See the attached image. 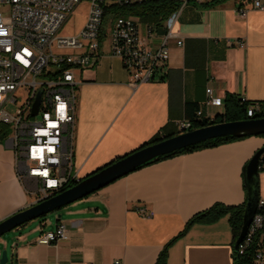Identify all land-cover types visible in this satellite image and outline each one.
Here are the masks:
<instances>
[{
    "label": "crops",
    "instance_id": "obj_1",
    "mask_svg": "<svg viewBox=\"0 0 264 264\" xmlns=\"http://www.w3.org/2000/svg\"><path fill=\"white\" fill-rule=\"evenodd\" d=\"M244 1L184 6L169 40L168 62L158 77L135 89L108 47L94 66L76 73L73 167L78 178L164 134L165 127L177 131L198 108L209 117L222 113L224 106L203 107L208 92L221 100L231 94L258 102L264 109V11L250 10L240 18L237 9ZM262 146L264 138L253 136L138 169L61 208L43 224L20 226L0 240V253L6 251V264H155L194 214L216 203L244 202L243 168ZM0 155L2 221L35 204L38 195L28 194L17 180L13 154L0 150ZM258 189L264 202V171L258 173ZM139 208L152 216H141ZM60 224L68 231L66 241L37 244L42 233ZM231 245L226 217L196 224L168 248L166 264H232Z\"/></svg>",
    "mask_w": 264,
    "mask_h": 264
},
{
    "label": "built area",
    "instance_id": "obj_2",
    "mask_svg": "<svg viewBox=\"0 0 264 264\" xmlns=\"http://www.w3.org/2000/svg\"><path fill=\"white\" fill-rule=\"evenodd\" d=\"M151 1L155 0H0V125L9 129L1 143L13 154L17 180L28 194L38 195V201L55 196L56 191L68 189L79 179L73 167L76 73L96 64L106 40L109 53L127 72L130 88L154 80L169 60V40L181 9L190 3L208 2L172 0L176 8L157 23L112 11ZM82 2L86 4L83 25L77 33L62 36L60 28ZM243 3L244 7L237 9L240 18L250 10L264 11L260 0ZM181 43L177 41V45ZM19 101L11 113L8 107ZM203 107H223V100L208 92ZM259 109L258 102L249 104L246 115L251 117ZM196 118L213 117L205 116L199 108ZM176 127L178 134L192 131L187 119ZM258 207H264V202L259 200ZM137 212L152 216L143 208ZM263 228L264 213L256 214L248 235ZM68 237L60 224L54 231L42 233L37 244H55ZM256 262H264V252L257 253Z\"/></svg>",
    "mask_w": 264,
    "mask_h": 264
},
{
    "label": "water",
    "instance_id": "obj_3",
    "mask_svg": "<svg viewBox=\"0 0 264 264\" xmlns=\"http://www.w3.org/2000/svg\"><path fill=\"white\" fill-rule=\"evenodd\" d=\"M37 107L38 101L34 105L33 115L36 114ZM258 135H264V118L212 124L140 148L137 151L122 156L120 159L99 170H95L89 176L79 178L74 186L58 193L57 195L39 200L35 204L19 210L0 221V237L30 221L44 217L65 206L86 198L114 181L136 171L138 167L157 157L188 146H193L202 141L219 137L231 136L244 138ZM263 155L264 146L254 152L243 168V184L246 189V204L243 214L242 228L234 245L235 251L238 250L240 243L248 232L255 215V209L259 202L258 173ZM6 262V251L3 250L0 253V264H6Z\"/></svg>",
    "mask_w": 264,
    "mask_h": 264
},
{
    "label": "trees",
    "instance_id": "obj_4",
    "mask_svg": "<svg viewBox=\"0 0 264 264\" xmlns=\"http://www.w3.org/2000/svg\"><path fill=\"white\" fill-rule=\"evenodd\" d=\"M220 0H211L202 6L209 7L217 4ZM177 4L172 0H155L151 2H146L138 5H130V6H122V7H115L113 8V12L116 13L118 16H137L141 18L145 22L149 23H157L164 18H166L175 8ZM254 102L251 101H242L240 97H236L231 94H226L224 100H223V112L216 114L212 119H201L198 120L196 118V112L193 114L192 117L186 118L187 120H190L192 123V128L197 129L200 127H205L212 124H219V123H226V122H236V121H244V120H255V119H262L264 118V109L260 105V109L256 111L251 117H248L246 115V110L249 104H252ZM260 104V103H259ZM164 134H156L154 135L150 140L145 142L143 145H141L139 148L127 153L130 154L134 151L139 150L140 148L146 147L148 145H152L158 142H161L165 139H168L170 137H173L178 134L177 131L170 130V128H163ZM9 133L8 126L6 125H0V143L4 141V139L7 137ZM254 137H261L264 138V135H258ZM249 137L244 138H236L231 136L226 137H219L215 139H210L206 141H202L198 144H195L193 146H188L186 148L171 152L169 154L157 157L146 164L138 167L136 170L141 169L143 167L158 163L163 160L171 159L173 157L187 154V153H193L196 151H200L203 149H210L215 148L223 144L231 143L234 141H238L241 139H245ZM125 154V155H127ZM123 155V156H125ZM122 156H119L115 158L114 160L110 161L109 163L105 164L104 166L100 167L99 169L107 166L108 164H111L112 162L120 159ZM97 169V170H99ZM264 171V155L262 157V161L259 165V172ZM92 174V173H91ZM90 175V174H89ZM87 175V176H89ZM75 184L69 185L67 188H70L74 186ZM245 189V187H244ZM66 190V189H65ZM260 200V199H259ZM246 204V189H245V199L242 204L236 205V206H226L223 204H214L211 207H209L206 210H203L201 212H198L194 214L185 224L183 230L172 240H170L160 251L158 254V257L156 259L155 264H166L167 262V251L168 248L180 237L185 235L187 231L196 224L201 225H210L221 218L226 217L228 220V224L230 226L231 234H232V264H264L256 262V255L259 251L264 252V245H263V229L256 230L251 234L248 235V232L243 239V241L240 243L238 250H234L235 242L240 234L242 224H243V214ZM264 213V207H257L255 209V215Z\"/></svg>",
    "mask_w": 264,
    "mask_h": 264
},
{
    "label": "rangeland",
    "instance_id": "obj_5",
    "mask_svg": "<svg viewBox=\"0 0 264 264\" xmlns=\"http://www.w3.org/2000/svg\"><path fill=\"white\" fill-rule=\"evenodd\" d=\"M86 11V4L84 2H82L78 8L67 18L66 22L62 25V27L59 30V33L62 36H70L73 35L75 33H77L79 31V29L81 28V26L83 25V17ZM106 40H105V46H102L103 49H101V54L104 55V52L102 50H106L107 48V44H106ZM20 98H23V94L20 93ZM20 101L18 102V105H10L8 107V110L11 113H14L16 108L19 106ZM0 150H6L5 146L0 143ZM0 160H1V155H0ZM59 210L52 212L44 217L38 218L36 220L30 221L28 223H26L25 226L30 227V226H38L39 224H43L44 220H46L47 218H51L52 216H54V214H57ZM18 228L15 230H12L4 235H2L0 237V240H7L9 238H11L13 236V234H16L18 231Z\"/></svg>",
    "mask_w": 264,
    "mask_h": 264
},
{
    "label": "bare ground",
    "instance_id": "obj_6",
    "mask_svg": "<svg viewBox=\"0 0 264 264\" xmlns=\"http://www.w3.org/2000/svg\"><path fill=\"white\" fill-rule=\"evenodd\" d=\"M192 130H194V129L192 128ZM64 190H65V189H61V190L56 191V195H57L58 193L64 191Z\"/></svg>",
    "mask_w": 264,
    "mask_h": 264
},
{
    "label": "snow or ice",
    "instance_id": "obj_7",
    "mask_svg": "<svg viewBox=\"0 0 264 264\" xmlns=\"http://www.w3.org/2000/svg\"><path fill=\"white\" fill-rule=\"evenodd\" d=\"M217 103H219V102L217 101Z\"/></svg>",
    "mask_w": 264,
    "mask_h": 264
}]
</instances>
